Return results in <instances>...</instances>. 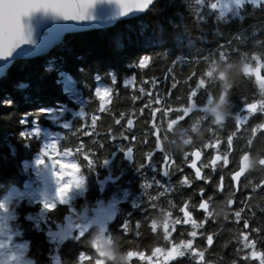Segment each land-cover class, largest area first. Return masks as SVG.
<instances>
[{"label": "trees", "instance_id": "obj_1", "mask_svg": "<svg viewBox=\"0 0 264 264\" xmlns=\"http://www.w3.org/2000/svg\"><path fill=\"white\" fill-rule=\"evenodd\" d=\"M217 1L160 0L144 14L111 27L68 34L48 55L20 60L0 79V211L10 212L6 219L0 218V229L11 234V245L20 247L26 264H58V258L61 264H81L82 253L91 257L83 264H150L149 258L160 262L158 254L170 250L178 251V257L170 264H191L185 258L188 242L199 238L194 244L200 245L208 235L217 237L220 223L210 232L201 224L191 229L180 223L186 211L195 209L202 181L195 180L192 173V187L180 185L177 168L182 167L185 152L202 150L210 158L213 151L203 150L204 146L223 142L229 133H233L232 151L225 155L223 143L218 151L227 163H218L215 173L210 169L203 172L212 176L211 188L216 191L221 171L230 176L242 158L250 155L251 170L238 186L242 200L239 214L250 223L249 239L261 257L257 264H264V164H260L264 160V4L245 5L237 17L224 20L211 7ZM141 56L151 57L148 66H129ZM173 61L177 63L173 65ZM50 65L55 70H46ZM79 67L84 68L83 74L77 72ZM246 67L261 68L263 82L248 76ZM60 68L68 69L74 79L90 86H95L93 75L97 69H114L119 74L118 81L133 75L135 80L128 87L118 82L114 89L119 91H113L103 110L90 91L80 86L88 101L83 117L76 114L81 105L70 100L56 83V70ZM192 72L196 76L186 83L185 78ZM173 77L178 82L175 89H171ZM197 79L199 94L187 99L189 86H194ZM101 84L113 87L106 77ZM157 96L161 99L159 105L155 103ZM245 104L255 106L254 111L244 113ZM156 107L161 111L153 120L151 109ZM164 107H172L173 111L163 112ZM178 107L181 120L175 116ZM40 108L54 111L42 114L38 112ZM59 108L63 110L55 111ZM92 115L97 116L95 126L91 124ZM129 118L133 120L131 126L127 125ZM22 120L26 122L21 123ZM33 128H39L38 136L31 140L20 137L22 131ZM110 134L113 141H109ZM52 141L61 150L75 148L82 142L85 151L94 153V162L87 163L82 155L73 156L84 177L81 195L70 191L65 203H56L51 210L46 208L41 217L43 203L24 198L7 201L6 197L37 179L36 171L42 166L33 167V163ZM155 145L161 150L145 164L148 153L156 150ZM128 148L133 149L132 161L125 159ZM163 153L176 156L170 176L160 179L168 191L154 187L150 179L154 172L148 168L163 162ZM142 164L144 167H139ZM115 176H120L118 181L108 182ZM232 185L230 182L226 189L234 194L237 189ZM247 195L250 201L243 210ZM113 197L119 199L120 207L113 228L106 235L108 245L102 249L93 209L100 203L106 205ZM185 199H189V206L182 215L179 209ZM83 211L87 212L85 220L81 219ZM68 216L73 225L86 230L79 227L69 232L63 242L52 241L51 233L58 231ZM126 220L127 237L121 228ZM137 221L141 222L138 239L134 235ZM225 227L215 251L220 256L225 254L224 262L232 264L236 259L227 258L230 237H243V233L234 235L230 226ZM105 250L108 252L100 255ZM199 250L202 251L200 247ZM129 253L140 257L128 259Z\"/></svg>", "mask_w": 264, "mask_h": 264}, {"label": "snow or ice", "instance_id": "obj_2", "mask_svg": "<svg viewBox=\"0 0 264 264\" xmlns=\"http://www.w3.org/2000/svg\"><path fill=\"white\" fill-rule=\"evenodd\" d=\"M153 0H117V3L120 8V14L125 15L131 11H143L145 10ZM97 0H0V61H3L5 58L10 57L13 52L19 48L21 45L30 44L31 43V32L28 26L25 23L26 18H30L33 13L37 11H43L45 13H50L56 18H59L67 23L63 26L62 31L56 33H50L42 45L38 48H28L22 49L19 55L25 59L32 58L38 55L46 54L50 49L56 47L61 41L63 34L65 32H80L92 30L98 27L99 25L95 23H90L95 20V16L93 15V10L96 6ZM211 7L216 8L217 4L213 3ZM151 60L150 56H141L137 61L129 65L130 67H137L139 69H144L148 66ZM173 65L177 62L173 61ZM46 70H55L54 65H50ZM57 71V80L56 83L61 85L62 92L72 101L81 105L80 115L85 116L84 106L88 103V101L83 97L82 91L80 90V86L84 89H88L91 93L92 97H95L100 103L99 107L101 110L104 109L105 102L112 95L113 91H119V89H114V86L119 82L122 87H128L133 84L135 80V76L133 75L131 78L124 76L122 79L118 81V73L114 69H105L95 71L93 75V80L95 82V86H90L86 81L80 80L77 81L74 79L71 71L66 68H60ZM84 68H77V72L83 74ZM171 72V68L169 69ZM196 76L195 72H192L188 77L185 78V82L191 81L192 77ZM106 77L110 84L113 87L104 86L101 84L102 78ZM177 81L175 77H173V83L171 84V89H175L177 87ZM155 84V80L153 81ZM200 87V81L197 79L195 85L189 86V91L187 95V99L190 96L198 95L197 89ZM171 89L169 91H171ZM139 91L143 94L144 89L141 87ZM103 98V99H102ZM135 100L136 97L133 96ZM5 104L10 105L11 101H5ZM155 103L159 105L161 103V99L157 96ZM62 108L55 109V111H62ZM54 111V109H46L40 108L38 109L39 113H50ZM143 111V109H141ZM161 109L159 107L151 109V115L153 120L155 119L156 113L160 112ZM172 107H164L163 112H172ZM247 112V105L244 106V113ZM175 116L177 120L183 119L181 115L180 107L175 108ZM26 121L22 120L21 123H25ZM97 116L92 115L91 124L93 126L96 125ZM119 123V121H117ZM127 125H133V120L129 118L127 120ZM155 123H152L151 127L153 129V135L155 136V140L157 139L156 131H155ZM84 126L81 125V130H83ZM40 133L39 128H33L31 131H22L20 133V137L25 140H31L33 137L38 136ZM87 134V133H86ZM115 138L109 135V141H113ZM122 139H127V137H122ZM135 139V137H133ZM225 144L226 147L224 149L225 155L233 149V133H229L228 137L223 141H214L210 142V144H206L203 148L211 149L214 154L210 156L207 162H202L198 166V161L194 162L195 153L185 152L182 155L184 162L187 166L193 170L194 179L197 181H202L203 184L208 185L212 181L211 175H206L203 173L202 169H212L213 172L216 169L211 165L212 160L214 159L215 154L220 150L219 146L221 144ZM103 143H100V147L103 148ZM157 150H161L158 146L155 145ZM133 149H127V156L131 158V153ZM87 161V163L92 164L94 153L91 151H85L83 143L80 142L79 146L75 148L64 147L62 150L59 148V145L56 141H52L47 143L41 154V158L36 161L38 166L48 167L51 165L54 175L56 177L57 182V190L56 195L64 202L70 193V191L74 187H80L84 183V177L80 175V168L78 167V162L73 159V156H80ZM153 155L152 152H149L147 157L145 158V164L150 163V157ZM191 157V158H189ZM175 164L173 157H169L163 153V164L161 165V174L165 177H169L170 173L168 171L169 162ZM225 163H227L225 161ZM145 164L139 165V167H144ZM177 171L181 173V177L179 180V184L183 186H191L193 180L189 178L188 175L183 174V168L178 167ZM232 180L233 187L238 184V179L236 177L235 172H233L230 176ZM225 177L223 172L219 175L218 182L215 185V190L218 191L223 189L224 187ZM156 186L165 188L166 191L169 189L165 187L159 180L153 181ZM146 185H144L145 187ZM199 195V203L198 206L195 205L196 210H202L199 205L206 202L205 198V188L200 187L198 190ZM211 196H208L207 199H210ZM190 199V198H189ZM189 199H185L182 207H180V212L184 213V211L189 206ZM45 208H54V204L45 203ZM193 212V211H192ZM207 220L205 219V223ZM140 221L136 222L137 231L134 233L135 237L138 239L141 235L139 231ZM122 234L127 237L129 235V221H125L122 225ZM83 235V233H81ZM82 257L87 256L91 258L88 254L82 253ZM136 259V258H134ZM99 264V261L96 262Z\"/></svg>", "mask_w": 264, "mask_h": 264}, {"label": "flooded vegetation", "instance_id": "obj_3", "mask_svg": "<svg viewBox=\"0 0 264 264\" xmlns=\"http://www.w3.org/2000/svg\"><path fill=\"white\" fill-rule=\"evenodd\" d=\"M159 151L160 150L156 149V150H152L150 152H152L153 153L152 156H154ZM191 153H195L194 162L198 161V166L200 165L201 161L207 162V160L209 159V157L206 156V153L203 152L202 150H195V151H192ZM213 154H214V152H213ZM169 157H173L174 161L176 160V156L174 154L170 155ZM189 158H191V157H189ZM125 159L128 161H132V157L131 158L125 157ZM199 160H201V161H199ZM225 160L226 159H223L221 153L218 152L215 154L214 159L212 160L210 166H212L216 169L218 163L225 162ZM250 161H251V157H250ZM232 162L235 164V167H236V162H234L233 160H232ZM251 162H250V166L252 165ZM175 163H176V161H175ZM162 164H163V162H161L160 164H155L154 167H151V165H148V168L154 172V175H152L150 177L152 183L154 184V187H156V185L153 181L154 180L160 181L161 177L164 176L161 174V171H160ZM260 164L263 165L264 160H261ZM174 165L175 164H172L171 161L169 162V167H168L169 173H171V170H172ZM176 168L177 167H175V169ZM182 168H183V174H185V175L189 176L193 173V170L187 166V164L184 162V160H182ZM209 169H207V170L209 171ZM210 170L212 171V169H210ZM239 170H240V166L237 169V171L235 172V174ZM202 171H203V169H202ZM215 172H213V173H215ZM178 176L181 177L180 172H179ZM230 176H224L225 177L224 187H223V189L218 190V192L214 191V189L211 188L213 180L208 185H205V184H203V182H201L202 184H200V185L205 188V193H206V195H205L206 202L199 205V207L202 210H196V208H195V209H192L190 211H186L182 220L180 221V223H183L185 226L192 227L191 229L198 227L199 224H201L202 226H207L206 230L209 232L214 230L215 228H217L218 227L217 225L220 223L219 224L220 227H218V229L216 230L217 237H214L212 235H208L207 237L201 239L202 242L200 243V245L194 244V241L196 242L199 238L193 239L190 243L188 242L185 258L187 259L188 262H191V264H223V263L227 264L224 262L225 254H224V256H220L215 251L218 244L221 243V237H218V236H221L222 232L224 231L225 226H226L225 227L226 229H228L227 226H230L229 231L230 230L233 231L234 235L239 234V233H243V237H239V236L238 237H230L231 238V242H229V252L230 253L228 254L227 258H229V260L236 259L234 261V263H232V264H239L240 261H244L245 264H257V261H261L260 254L257 252V247L254 245L253 240L249 239L250 233H248V231H249L250 223L247 220H244V217L240 218L239 210H240V203L242 201L241 196L239 195L240 191L236 188V186H235V188L237 190L235 189L236 192L234 194H232V192L230 190L226 189V187H228L229 183L232 182V180L230 179ZM193 177H194V173H193ZM244 177L240 180L239 184L244 182ZM119 178H120V176H115L113 178H109L108 180L111 181L110 183H114V182L118 181ZM165 178H168V177H165ZM186 187L190 188V187H192V184H191V186H186ZM208 196H211V198L207 199ZM114 200H117V202L119 201V199L117 197L116 198L113 197L112 201H114ZM249 201H250V195H247V197H246V199L242 205L243 210L249 204ZM195 202H197V203H195V205L198 206V203H199V195L198 194H197V197L195 199ZM108 203L106 205H108ZM191 203H192V198H191ZM204 204H205L206 208H204V206H203ZM112 205L115 206L116 218H117V212H118V209L120 207V204L118 202L117 205H115V204H112ZM94 214L96 216H98V213H94ZM102 215H103V212H102ZM205 219L207 220L206 223H205ZM242 220H244V221H242ZM101 221H102V219H101ZM115 221H116V219H115ZM100 222L98 224H100ZM106 223H107V225H106L107 229L105 230L104 233L107 235L108 231L111 228H113V224L115 222L109 223L106 220ZM190 235L192 236L193 234L190 233ZM230 235H231V232H230ZM107 245H108V240H107V236H106V245L104 248H102V247L101 248L105 249ZM199 247L202 251L199 250ZM233 254L235 256H233ZM160 255L162 258H164L162 261V264H170L171 262H173V260H175L178 257V251L170 250L169 252L159 253L158 254L159 259H161ZM139 257H140V255L136 256V254H132V253H129L127 255L128 259H134V258L139 259ZM148 260L150 261L149 262L150 264H159L160 263V262H155L152 259V257L149 258Z\"/></svg>", "mask_w": 264, "mask_h": 264}, {"label": "rangeland", "instance_id": "obj_4", "mask_svg": "<svg viewBox=\"0 0 264 264\" xmlns=\"http://www.w3.org/2000/svg\"><path fill=\"white\" fill-rule=\"evenodd\" d=\"M215 4H217V7L213 8V9L216 10V12L219 14V16L222 19L226 20V19H231V18L237 17L240 14L241 8L243 6L248 5V4H252L255 6H261L262 4H264V0H219ZM245 73L248 76L255 78L257 82H263L261 68L252 69L251 67L250 68L246 67ZM254 109H255V106H251V105L247 106V112L249 111L251 113L254 111ZM80 111H81V109H79L76 112V114H79ZM66 112H69V109H66ZM66 112L64 111L63 113H66ZM40 158H41V156L34 161L33 167L38 166L36 164V161ZM250 170H251V166L249 168V171ZM36 173H37V179L34 182H31V184L27 185L24 190L14 189L13 191H11L10 195L6 197V200L8 201L12 198L16 199V200H20V199L22 200L24 198V199L33 201V203H43L44 205H45V203H50V204H54V205L56 203H65L68 200V198L70 197V193L68 194V196L64 202H61V200L56 195L57 182H56V177L54 175V172H53L51 165H49L48 167L42 166L40 170L36 171ZM247 173L244 176H246ZM240 180H239V182H240ZM108 182H111V181L108 180ZM33 183H38V184L34 186ZM82 190H83V184L78 188L74 187L71 190V192H76V194L78 196H80ZM7 201H4L3 203L6 204ZM108 204L117 205L118 202H117V200H114V201L111 200ZM105 207H106V205L100 203V205L96 208V209L99 208L103 212L102 221L99 220V217H100L99 213L95 219V221H97L98 223L101 221L99 224L100 229H99V234H98V242H100L101 234L104 233L105 230L107 229L106 228L107 223H106V219H105V215H104V208ZM5 211H7V209ZM5 211H0V218L2 220L6 219L10 215V212H8V211L5 212ZM45 211H46V208L44 206L42 211L40 212L41 217ZM86 217H87V212L83 211L81 219L85 220ZM37 218L38 217H35V220H37ZM32 219H33V217L30 218V220H32ZM0 227H1V224H0ZM79 227L80 226L73 225V220L71 218V227L68 230L65 231L64 230V224H61L58 231L51 233L52 241L57 240L56 242H58V243L63 242V240L67 238V235L69 234V232H71L72 230H75ZM80 228H81V231L86 230V227H80ZM81 231H78V232L81 233ZM12 239H13V237L11 236V234H8L7 232H4L0 229V264H26V262L24 261L23 254L21 252H19L20 247H18L16 244H14L13 246L11 245ZM107 252H108V250L102 251V252H100V255H104ZM152 258H154V257H152ZM156 258H158V257H156ZM160 258L161 259H159L158 261L162 262L164 258H162L161 255H160Z\"/></svg>", "mask_w": 264, "mask_h": 264}, {"label": "water", "instance_id": "obj_5", "mask_svg": "<svg viewBox=\"0 0 264 264\" xmlns=\"http://www.w3.org/2000/svg\"><path fill=\"white\" fill-rule=\"evenodd\" d=\"M160 0H153V2L143 11H131L125 15L120 14V8L117 3V0H97L96 6L93 10V15L95 16V20L90 23H95L99 25L95 29L87 30H101L108 27H111L118 22L132 19L136 16L144 14L148 10L152 8V6ZM26 25L28 26L31 32V43L21 45L17 48L10 57L5 58L3 61H0V79L9 71V69L18 61L20 60H32L35 58H39L42 56L48 55L54 48L58 47L66 38L68 34H77L83 33L87 31H80V32H65L62 37V41L54 48L50 49L44 55H38L32 58L25 59L19 55L22 49L28 48H38L42 45L46 37L50 33L60 32L63 29V26L67 23L59 18L54 17L50 13H45L43 11H37L32 14L30 18H26L25 20ZM126 158H129L126 155ZM250 168V157L245 155L241 160L240 170L236 173V177L238 179V184L236 188L238 189L239 180L249 171ZM206 208L205 204L203 205ZM93 212L99 213L100 217L99 220L102 219V212L98 209H94ZM104 215L106 220L109 223H114L116 219V210L115 206L112 204H108L104 208ZM64 230H68L71 227V217H67L64 220ZM100 247L104 248L106 245V234L102 233L100 237ZM174 256V255H173ZM58 264H61L60 258H58Z\"/></svg>", "mask_w": 264, "mask_h": 264}, {"label": "clouds", "instance_id": "obj_6", "mask_svg": "<svg viewBox=\"0 0 264 264\" xmlns=\"http://www.w3.org/2000/svg\"><path fill=\"white\" fill-rule=\"evenodd\" d=\"M50 210L52 209V208H49ZM85 259H90L89 257H82L81 258V264H83V260H85Z\"/></svg>", "mask_w": 264, "mask_h": 264}]
</instances>
